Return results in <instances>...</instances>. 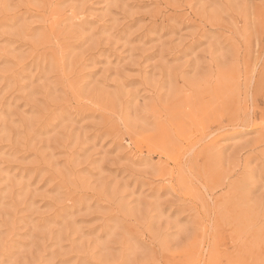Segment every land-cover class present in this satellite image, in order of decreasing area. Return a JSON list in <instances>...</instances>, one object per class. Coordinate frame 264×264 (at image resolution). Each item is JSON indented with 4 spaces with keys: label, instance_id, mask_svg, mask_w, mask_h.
Wrapping results in <instances>:
<instances>
[{
    "label": "rangeland",
    "instance_id": "374dc122",
    "mask_svg": "<svg viewBox=\"0 0 264 264\" xmlns=\"http://www.w3.org/2000/svg\"><path fill=\"white\" fill-rule=\"evenodd\" d=\"M0 264H264V0H0Z\"/></svg>",
    "mask_w": 264,
    "mask_h": 264
}]
</instances>
